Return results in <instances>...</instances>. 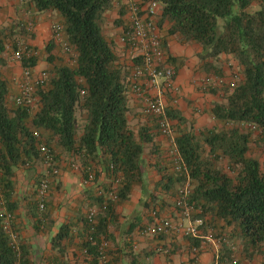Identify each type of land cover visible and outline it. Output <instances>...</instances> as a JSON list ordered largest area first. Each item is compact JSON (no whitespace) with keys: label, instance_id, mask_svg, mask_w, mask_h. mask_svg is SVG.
<instances>
[{"label":"trees","instance_id":"16d2710c","mask_svg":"<svg viewBox=\"0 0 264 264\" xmlns=\"http://www.w3.org/2000/svg\"><path fill=\"white\" fill-rule=\"evenodd\" d=\"M154 1L160 6V21L168 22V35L181 43L199 44L196 55L205 73L222 75L221 55L234 60L240 69V79L232 88L226 85L208 88L213 94L222 92L209 108L215 121L213 127L196 131L180 110L165 107L166 118L175 121L171 124L173 144L183 169L174 171L171 163L157 168L160 177L154 191L160 188L175 200L179 189L189 180L188 203L200 209L191 219L202 218L201 236L206 228L231 226L229 235L220 231L212 237L224 235L227 241L239 240L245 250L258 249L264 245V163L249 154L254 131L242 124L255 125L264 139V0ZM113 2L28 1L35 12L54 11L59 15L64 44L72 58L71 64L52 62V44H47L45 51L50 55L47 61L52 66L50 75L46 73L32 92L36 106L33 95L30 103L17 104L19 92L11 98L0 70V264H38L30 258L27 246L13 227L14 212L19 205L13 199L12 178L18 167L33 168L34 163H42L41 144L52 150L56 162L55 147L65 155L78 156L84 177L91 169L96 176L100 174L90 163L100 166L107 177L119 175L115 200L102 195L95 198L94 203L100 208L95 224H89L84 216L81 250L88 264H138L137 254L128 253L127 262H123L109 248L102 260L96 246L101 238H108V225L118 218L115 206L128 199L133 186H141L146 213L165 203L152 191L146 195L143 186L142 156L146 145L153 143L154 135L145 126L133 130L128 123V69L103 30L105 13ZM3 37L1 31L0 64L5 63ZM16 48L17 44L12 43L11 50ZM20 62L23 68L33 69L37 55H24ZM77 111L86 115L83 124L78 122ZM154 126L158 131L157 120ZM223 158L227 160V170L217 166V161ZM104 188L107 190V186ZM36 194L35 188L32 196L35 198L29 206L33 226L39 230L41 225L45 226L47 213L46 201L44 211L39 212ZM6 215L11 217L9 232L3 228ZM68 229L67 224L60 225L52 238L53 246L68 238ZM187 239L195 252L200 239ZM226 240L220 243L228 255L231 249ZM216 262L219 264L220 260Z\"/></svg>","mask_w":264,"mask_h":264},{"label":"crops","instance_id":"0c3cea01","mask_svg":"<svg viewBox=\"0 0 264 264\" xmlns=\"http://www.w3.org/2000/svg\"><path fill=\"white\" fill-rule=\"evenodd\" d=\"M29 0H0V24L1 18L8 16L15 18L21 14L22 4H29ZM146 1V0H145ZM28 6V5H27ZM38 22L34 26L33 31L36 33L34 39L30 42L34 46H41L42 38H51L49 25L53 22L61 23V18L54 11L35 12ZM121 13V14H120ZM3 14V16H1ZM161 10L158 12L157 23L160 31L161 42L168 58L176 68V76L174 79L173 89L167 90L162 82L146 90L147 95L157 96L162 99L165 107H172L180 110L181 114L191 123L197 131L202 128H211L215 125V121L209 113V108L213 100H216L218 94L210 92H201L197 83L204 77L222 78L223 80L230 78V68H234L240 74V69L236 62L231 58L221 55V76L208 74L201 69V62L197 57L200 46L197 43H181L175 36L168 35L167 21H160ZM9 20V19H8ZM127 24L125 0H114L113 6L105 13L104 33L112 40L113 47L118 49L119 54L124 58H129L130 54L126 46L121 41L123 29ZM115 43L117 46L115 47ZM115 51V50H114ZM122 59V58H121ZM129 67L130 61H126ZM37 64L33 68L39 66ZM18 66L15 65V72L18 73ZM129 70V69H128ZM129 72V71H128ZM126 79L128 84L129 73ZM143 83V80H139ZM146 86V85H145ZM218 87V86H217ZM145 97L139 96L129 89L127 91L128 104V123L134 121L138 128L145 126L150 129L153 136V143L147 144L142 156V164L145 172L143 186L145 191L154 192L157 197L163 200L164 205L159 208L162 216L171 219L173 226H176L167 235L150 236L142 233L138 227L143 223L144 219L149 216L143 207V199L140 184L133 186L130 192L131 206H125L119 202L115 206L118 214L117 222L108 225V239L110 248L116 251V255L123 262H127L125 254L133 252L138 255V264H215L219 259V264H230V259H238V264H259L264 262V245L259 247L260 254L255 250H245L239 240L231 239L228 255H225L221 243L216 242V238L212 234L223 231V234L229 235L231 226L221 228L216 225L214 229L206 228V237L209 238L204 245H201L195 252L194 247L190 245L188 239L181 232V225H186L187 221L182 220L178 210L174 206V197H170L165 191L158 188L154 191V186L159 180L160 174L157 168H165L170 165L169 157L167 158L165 137L159 133L153 123L145 116L144 100ZM76 117L80 124L85 121L84 112L77 111ZM171 124L175 121H170ZM137 130V129H135ZM258 134L257 132H255ZM168 144V143H167ZM57 156V165L60 172L57 176L50 178V186L48 196L46 197V213L47 218L41 225L39 230L33 226L34 218L31 217L28 199L32 198L29 189L32 188L35 169H26L18 167L13 176V199L17 201L19 207L15 210L13 227L19 235L20 240L27 246L30 258L38 264H88L87 256L81 250V237L84 223V216L87 209L96 205L95 198L96 186L84 183V172L78 156L65 155L61 153V149L55 147ZM252 156V155H251ZM256 158L254 155L252 156ZM258 159V158H257ZM66 160H68L66 162ZM42 164V163H41ZM71 164H75L73 168ZM93 168L100 172L97 175L96 184L107 186L108 177L101 172V167L95 163H90ZM36 166V165H35ZM43 174L45 166L42 164ZM37 171V172H39ZM147 175V178H146ZM33 178V177H32ZM34 184V183H33ZM128 200V199H127ZM125 200V202L127 201ZM87 208V209H86ZM110 221V218H108ZM149 220V221H150ZM68 225V238H63L60 245L53 246L52 238L57 234L60 225ZM219 224V223H217ZM228 248V247H227ZM127 256V255H126ZM129 258V257H128Z\"/></svg>","mask_w":264,"mask_h":264},{"label":"built area","instance_id":"2783aa9c","mask_svg":"<svg viewBox=\"0 0 264 264\" xmlns=\"http://www.w3.org/2000/svg\"><path fill=\"white\" fill-rule=\"evenodd\" d=\"M160 10L159 4L154 0H125V11L127 24L123 29L121 41L124 46L127 47L130 54V63L128 67L129 80L127 88L139 95L145 97L144 111L156 118L158 124V131L166 137H171L168 149V157L171 163V167L174 171H181L183 169V163L178 154L177 149L173 144V130L170 120L165 116V105L161 98L157 96L147 95L146 90L149 87L157 85L162 82L167 90H172L174 79L176 76L175 66L168 60L165 50L162 46L160 31L157 23L158 12ZM52 32L54 40L61 42L62 26L58 23L52 26ZM64 49L68 50L66 45ZM34 48L29 46H21L17 44V48L11 52L12 58L17 61H21L23 56L36 55ZM33 69L23 68L22 77L24 78L20 83L19 95L15 98L17 104L24 102H31V94L35 88V85L42 83L46 73L41 72L39 74H33ZM213 77V76H212ZM204 77L197 83L201 92H208V88L211 86L221 87L226 85L232 88L240 79V74L235 71H231L230 78L223 80L222 78ZM139 80L144 81L139 83ZM146 85V86H145ZM243 127L250 129L254 132H258L255 125L250 123L242 124ZM40 158L45 166L43 175L39 178V182L36 187V196L38 199V210L43 212L45 209V201L50 186V178L59 174L60 168L56 163L55 154L52 150L44 144L40 145ZM73 168H76L75 164H71ZM110 169L113 166H109ZM97 177L93 169L88 170L83 182L96 186L95 196H106L111 200L116 199V186L119 182V175L109 176L107 183V190L96 184ZM189 180L179 189L178 196L174 200V206L178 210V213L182 220H186V225H181V232L186 238H199V247L204 245L209 238L201 236L200 227L203 223L201 217L191 219L192 215L200 212L199 208L193 207L188 203V196L191 192ZM105 209V206H102ZM100 212V208L96 205L90 206L85 212V218L89 224H95L96 217ZM151 220L146 223L142 232L150 236L167 235L176 226L170 218L164 217L160 214L159 209H153L150 212ZM11 227V217L6 215L3 221V228L9 232ZM14 238L15 235L12 234ZM89 240L93 241L92 237ZM224 235L216 238V242L220 243L225 241ZM227 241V240H226ZM93 243H95L93 241ZM230 245L229 241H227ZM100 259L105 258L106 249L108 248V242L102 238L96 244ZM195 250V249H194ZM85 252V250H83ZM217 261V260H216ZM215 264H218L215 262ZM230 264H237L235 259L231 260Z\"/></svg>","mask_w":264,"mask_h":264},{"label":"rangeland","instance_id":"374dc122","mask_svg":"<svg viewBox=\"0 0 264 264\" xmlns=\"http://www.w3.org/2000/svg\"><path fill=\"white\" fill-rule=\"evenodd\" d=\"M28 4H22L21 5V9L20 12L21 14H17L15 18L9 17L8 16V11L4 12V14L6 13V17L1 18L2 23L0 24V32L3 31L4 37H3V41L4 44L6 46V52L3 53V58H4V64H0V70H1V74L3 76V78L6 80L7 84H8V88L10 90V94H11V98L14 99L16 94H18L19 89H20V83L21 81L24 79L22 77V71H23V67L21 66V62L14 60L12 58L11 55V44L15 43L18 44L20 43L21 46H29L31 48H34L36 51V55H37V61H38V67L36 68V71L33 72V74H39L41 72H45L48 75H50V70H51V66H52V62H56L57 64H71V53L67 50L64 49V45L65 40L63 39V33L61 34V42H56L54 40V36H53V32H52V26L54 24H56L57 22H53L52 24L50 23V34H51V38H42V42H41V46H34L31 44L30 40L34 39V36L36 35V33H34L33 28L34 26L37 24L38 19L36 16L37 14L35 13V11L28 5ZM3 16V14L1 15ZM9 19V20H8ZM11 29V31L9 32V30ZM104 30V27H103ZM51 43L52 44V51H51V56L53 58V61H47V57H49L50 55L45 51V47L47 46V44ZM65 43V44H64ZM117 46V44L115 43V47ZM116 53L120 52L118 49L114 48ZM122 58V59H121ZM119 59L120 62H122L124 65H126V67L128 66L127 64V60L130 61V57L129 58H124L122 55L119 54ZM15 65H17L18 67V73L15 72ZM235 71L238 72L236 69H232L230 68V72L231 71ZM223 88V87H222ZM225 88V87H224ZM223 88V89H224ZM34 91V90H33ZM33 95V93L31 94V96ZM222 95V92L219 93V96ZM32 102H33V106H36V97L35 95H33L32 98ZM146 117L154 124H156V118L152 115H149L147 113H145ZM136 123L134 121H131V123H129V126L135 130L138 129L136 127ZM173 130V127H172ZM173 132V131H172ZM174 134V133H173ZM172 134V136H173ZM171 137H165V142H166V155L168 158V149H169V141H170ZM251 144H250V155H254L256 158H258V160L261 163H264V139L261 138L258 134L251 132ZM168 143V144H167ZM68 160H66L67 162ZM36 165V166H35ZM217 166L220 167L221 169L227 170V160L225 158L220 159L217 161ZM26 169H31V168H27ZM33 169L39 171V169L42 170V164L40 162L34 163L33 165ZM35 171L34 175L31 177L30 180H33L34 182H32V190L29 189V192H31L28 195H33L35 188H36V182L37 180L41 177L42 175V171L37 172ZM147 178V175H146ZM34 183V184H33ZM104 187V186H102ZM31 195V196H32ZM48 196V195H47ZM127 200V199H126ZM28 202H32V199L29 198ZM125 203V206H131V200L130 197H128V200L122 201L120 202ZM87 209V208H86ZM147 213H145V217ZM150 220L149 216H147L143 223L140 224V226L138 227L139 229L142 230L143 226L148 223ZM143 233V232H142ZM144 234V233H143ZM108 242V248L109 250H113L112 248H110V241L107 238L106 239ZM260 249H258V251L256 252L257 254H260ZM131 254H133V252H129ZM128 253H126L125 259H128ZM127 255V256H126ZM234 258H232L231 260H233ZM237 261L238 264V259H235ZM35 261H37L35 259ZM259 264H264V262L259 263Z\"/></svg>","mask_w":264,"mask_h":264}]
</instances>
